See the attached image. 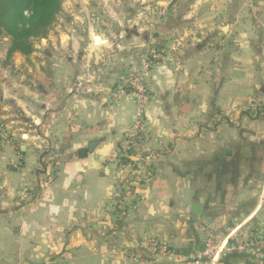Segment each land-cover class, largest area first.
<instances>
[{"label":"crops","instance_id":"obj_1","mask_svg":"<svg viewBox=\"0 0 264 264\" xmlns=\"http://www.w3.org/2000/svg\"><path fill=\"white\" fill-rule=\"evenodd\" d=\"M159 1L177 38L154 111L182 123L123 160L96 139L92 152L79 158L78 147L37 187L34 156L16 150L15 123L21 110L34 121L53 113L52 85L41 95V86L16 80L13 66L1 68L0 264H264L237 252L212 263L179 256L203 245L207 227L223 235L264 220V0L250 9L238 0ZM251 97L262 111L239 112ZM85 117L77 101L76 119ZM158 141L169 145H151ZM147 238L173 254L144 259Z\"/></svg>","mask_w":264,"mask_h":264},{"label":"rangeland","instance_id":"obj_2","mask_svg":"<svg viewBox=\"0 0 264 264\" xmlns=\"http://www.w3.org/2000/svg\"><path fill=\"white\" fill-rule=\"evenodd\" d=\"M238 1L249 9L257 4V0ZM164 6L159 0H62L47 36L35 38L28 55H8L10 37L0 35V70L13 66L16 80L41 86V95L45 87L49 88L46 84L52 85L53 113L42 112L34 121L20 109L19 123H15L20 127L14 140L16 150L21 145L34 156L33 166L40 174L37 187L48 183L59 165L74 157L76 149L86 147L89 140L118 144L136 119L140 120V129L131 152L148 136L150 145L159 138L157 132L178 128L182 123L161 120L154 111L161 75L168 66L172 68L171 61L166 62L172 60L169 54L177 36L174 27L162 23L167 14ZM262 11L258 14L261 20ZM94 35L101 36L102 42L96 43ZM138 86L144 89L139 95ZM78 92L82 97H76ZM80 100L85 102L83 122L76 119ZM260 105L261 101L251 97L239 112L255 114L262 111ZM151 145L161 149L169 144L158 141ZM42 264L51 262L48 258Z\"/></svg>","mask_w":264,"mask_h":264},{"label":"built area","instance_id":"obj_3","mask_svg":"<svg viewBox=\"0 0 264 264\" xmlns=\"http://www.w3.org/2000/svg\"><path fill=\"white\" fill-rule=\"evenodd\" d=\"M138 94L144 89L137 87ZM140 129V120L136 119L124 138L110 151V158L116 159L131 154V147L136 132ZM142 253L149 255L146 260L173 254V248L166 242L155 238L142 239L139 242ZM229 252H237L255 260L264 259V220L256 227L239 224L230 228L227 233L220 235L212 227H207L203 245L199 248H190L179 254L184 260L218 262ZM139 256H132L133 259ZM140 259L142 256L139 257Z\"/></svg>","mask_w":264,"mask_h":264},{"label":"trees","instance_id":"obj_4","mask_svg":"<svg viewBox=\"0 0 264 264\" xmlns=\"http://www.w3.org/2000/svg\"><path fill=\"white\" fill-rule=\"evenodd\" d=\"M62 0H0V35L10 37L7 54H30L35 38L47 36Z\"/></svg>","mask_w":264,"mask_h":264},{"label":"water","instance_id":"obj_5","mask_svg":"<svg viewBox=\"0 0 264 264\" xmlns=\"http://www.w3.org/2000/svg\"><path fill=\"white\" fill-rule=\"evenodd\" d=\"M94 41L96 43H100V42H102V38L99 35H94ZM97 144H98V140H96V139L90 140L86 147L79 148L77 150V156L79 158L85 157L88 154V152H92L94 150V148ZM22 150H24L23 147H22ZM192 210L195 212H198V210L195 207H192Z\"/></svg>","mask_w":264,"mask_h":264},{"label":"bare ground","instance_id":"obj_6","mask_svg":"<svg viewBox=\"0 0 264 264\" xmlns=\"http://www.w3.org/2000/svg\"><path fill=\"white\" fill-rule=\"evenodd\" d=\"M26 137V136H25Z\"/></svg>","mask_w":264,"mask_h":264}]
</instances>
